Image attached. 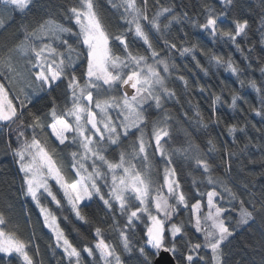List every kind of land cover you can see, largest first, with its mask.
Returning a JSON list of instances; mask_svg holds the SVG:
<instances>
[{
  "label": "snow or ice",
  "instance_id": "snow-or-ice-1",
  "mask_svg": "<svg viewBox=\"0 0 264 264\" xmlns=\"http://www.w3.org/2000/svg\"><path fill=\"white\" fill-rule=\"evenodd\" d=\"M36 4L0 0V32L16 17H28ZM108 4L115 29L99 15L95 0H65L62 12H46L0 42V151L10 153L17 165L19 193L31 206L25 222L32 226L22 238L10 227V207L0 209V254L8 264H43L35 259L39 230L47 235L56 264H160L165 254L164 264H229L233 221L237 227L250 226L257 217L264 222V186L257 193L251 182L214 177L213 154L220 152L225 175L233 170V158L252 148L264 159V0L257 4V42L249 38V19L235 12V0H216L219 8L201 0L191 15L165 0ZM247 7L255 11L253 4ZM226 22L231 27H222ZM187 27L216 48L231 46L241 62L193 42ZM221 70L230 76L220 79ZM256 70L259 82L254 76L241 78ZM210 76L218 77L216 83L200 82ZM232 77L241 89L255 92V105L229 86ZM53 92H59L62 104L54 97L36 107ZM192 95L207 102V123ZM238 101L246 105L240 109L243 127L228 123L221 111L226 105L235 112ZM170 102L188 105L183 118L189 127L194 123L205 133L219 129L217 139L226 132L220 149L210 138L206 151L191 140L187 148L173 150ZM249 129L258 138L249 136ZM237 133L246 139L239 152L229 147L240 139ZM117 150L118 159L110 158ZM178 153L184 165L177 163ZM150 156L164 162L162 183L146 170ZM185 167L191 169L190 183ZM93 201L111 221L108 230V220L90 221L83 213ZM70 217L93 224L90 238H70L62 227Z\"/></svg>",
  "mask_w": 264,
  "mask_h": 264
},
{
  "label": "trees",
  "instance_id": "trees-1",
  "mask_svg": "<svg viewBox=\"0 0 264 264\" xmlns=\"http://www.w3.org/2000/svg\"><path fill=\"white\" fill-rule=\"evenodd\" d=\"M258 2L259 0H235V12L239 16L249 19L250 21L252 31L249 32V38L253 42H257L260 39V35L256 31L260 27V18L258 15H256V13L259 12V8L257 7ZM64 3L65 0H37V4L33 12L29 14L28 17H16L15 20L11 22L6 31L0 32V42L10 39L17 33L18 30L22 28V26L29 24L37 17L44 16L46 12H62L60 5ZM165 3L176 8L178 13L187 11L190 15L198 12L199 8L201 7V0H165ZM207 3L216 5V7L219 8V5L216 4V0H207ZM249 3L253 4L255 11L250 12L248 10L247 5ZM95 7L99 12V15L103 18L104 22L115 29L117 27V19L116 16L113 15L114 10L110 8L108 0H95ZM222 27L228 28L231 27V25L226 22L222 25ZM184 31L191 34V39L193 42L199 41L200 43L206 44V46L212 47L213 50H218L225 55L231 53L233 59L236 60L237 63L241 62L242 57L239 53L235 52L231 46L221 44L219 48H216V46L207 44L206 38L199 35L197 29L187 27L184 29ZM173 32L175 35V30H173ZM242 46L250 47L251 45L244 43ZM259 47L260 46L257 43V54H259ZM184 62L187 63V61ZM178 63H180V61H178ZM224 76H230V74L222 73L221 70V74H218V77L223 79ZM253 76L259 82L260 73L258 70H256L254 74L252 72L244 73L241 78L246 79ZM218 77H202L200 82L216 83ZM233 80H235V77H232L227 81L229 86L234 88L238 94L244 96L248 102L255 105L257 103L255 92L248 87L241 89L238 82L233 83ZM54 97L57 98L58 105L63 103L62 99L59 98V92H53L50 95H44L41 99L37 100L36 107L44 108L45 105L51 103ZM225 98L230 101V96L227 94H225ZM177 99H181L183 102L186 97L181 98L178 96ZM191 100L193 105L198 103L202 105L201 114L207 123L210 114L207 102H203L198 95H192ZM187 107L188 105L186 103L184 104V108H181L180 104L171 102L168 105V110L172 115V120L170 121L172 127L170 130L174 136V140L171 142V148L173 150H182L187 148L188 141L191 140L193 143L200 145V147L206 151L207 140L212 138L217 144V149L219 150L221 143L227 139L226 132L217 139V132L220 131L219 129H215L210 133H205V131L202 129L197 130L194 123L191 127H189V125L184 122L183 118V111ZM245 107L246 105L243 103V101H238V108L235 112L228 110L226 105L221 108V111L225 112L229 117L228 123H235L240 127H243L244 119L240 109ZM248 119L251 121V123H257L259 120V118L252 119L251 113L248 114ZM257 126L260 127L261 125L257 124ZM211 127L212 126L210 125V128ZM237 136L240 137L237 144H230L229 147H231L233 151L239 152V149L243 148L246 139L240 133H237ZM249 136L258 138V134L251 131V129H249ZM119 151L120 150H117L115 153H113L110 158L117 159ZM251 153H255V155H251ZM213 156L214 177L218 176L224 179L226 182L235 179L241 185L245 182H251L255 185L253 190L257 193H259L261 187L264 186V176L261 175V173L264 172V167H262V164H264V159H261V153L256 148H252L250 153L244 156L238 155L237 157H234V162L232 163L233 170L228 175H225V164L221 162L220 152L218 151L217 153H214ZM176 160L177 163L181 165L186 163L180 153L177 154ZM250 160H255L256 162L251 163L249 162ZM137 166L140 167L139 164ZM147 168L148 174L152 175L162 183L163 165L160 159L158 157L150 156ZM190 171L191 169L186 167L184 168V177L189 183L192 180V176L188 175ZM195 175L197 176V179H199V175ZM19 186L20 178L17 175V165L12 155L10 153L5 155L2 151H0V209L10 207L9 215L12 217V224L10 227L16 231L17 235L26 239L29 232L32 231V226L26 224L25 222V218L28 216L31 206L25 201V198L20 195ZM231 186V183H229V187ZM244 199H247V196H244ZM83 213L90 221H95L97 219L108 220V218L104 216L103 209H101L100 205L96 201H93L89 208H85ZM183 218L186 219V216ZM33 220H35V217H33ZM70 221L71 222H65L62 224V227H65L66 231L70 232V238L75 237L78 241L81 239V237L90 238L91 231L93 230V224L75 221L74 217H70ZM110 223L111 221L108 220V223L104 225L106 230H108V224ZM35 227L39 229L38 225ZM140 227H143V225ZM110 234L112 236L115 235V233ZM36 235L42 238L35 241V243H37L40 248V255L35 259L37 261L42 260L43 264H56L57 258L52 256L51 250L47 246V235L41 233L39 230H37ZM139 235L140 233L138 229L137 237H139ZM198 235L199 234L192 236L193 243L197 242L196 236ZM233 235L234 239L232 240V244L230 246L231 253L229 264H264V222L261 221L260 217L256 218L255 223H250V226L237 227L235 225V221H233ZM0 264H8L7 260L2 258V254H0ZM14 264H19V261H14ZM130 264H136V261L133 260L130 262Z\"/></svg>",
  "mask_w": 264,
  "mask_h": 264
},
{
  "label": "water",
  "instance_id": "water-1",
  "mask_svg": "<svg viewBox=\"0 0 264 264\" xmlns=\"http://www.w3.org/2000/svg\"><path fill=\"white\" fill-rule=\"evenodd\" d=\"M169 257L167 254H165L162 258H161V261H160V264H164V261L167 260Z\"/></svg>",
  "mask_w": 264,
  "mask_h": 264
},
{
  "label": "rangeland",
  "instance_id": "rangeland-1",
  "mask_svg": "<svg viewBox=\"0 0 264 264\" xmlns=\"http://www.w3.org/2000/svg\"><path fill=\"white\" fill-rule=\"evenodd\" d=\"M159 158V157H158ZM118 159V158H117ZM161 161V163H162V165H163V167H164V162L162 161V160H160ZM148 169V168H147ZM146 169V170H147ZM162 170H163V168H162ZM239 227H241V226H239Z\"/></svg>",
  "mask_w": 264,
  "mask_h": 264
}]
</instances>
